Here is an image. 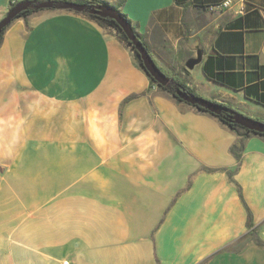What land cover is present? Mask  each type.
I'll list each match as a JSON object with an SVG mask.
<instances>
[{"label":"crops","instance_id":"0c3cea01","mask_svg":"<svg viewBox=\"0 0 264 264\" xmlns=\"http://www.w3.org/2000/svg\"><path fill=\"white\" fill-rule=\"evenodd\" d=\"M103 1L171 80L264 122V0ZM63 260L264 264V136L152 83L110 27L45 8L0 45V264Z\"/></svg>","mask_w":264,"mask_h":264},{"label":"water","instance_id":"95a60500","mask_svg":"<svg viewBox=\"0 0 264 264\" xmlns=\"http://www.w3.org/2000/svg\"><path fill=\"white\" fill-rule=\"evenodd\" d=\"M27 8L45 9L56 8L75 12H89L100 17H108L113 19L120 27L122 32L127 37L128 43L134 48L135 53L141 59V63L146 73L151 76L159 85L170 86L173 83L171 80L155 63L148 50L140 41L139 37L134 32L131 24L112 6L104 3L98 4H83L74 1H55V0H21L8 9L6 14L0 19V32L3 28L8 26L14 18ZM195 60H189L187 65L191 67ZM183 101L191 105H198L214 114H220L227 110L225 106L217 102H213L194 93H189L182 88L175 90ZM232 117L234 122L250 131L264 132V122L247 117L232 110Z\"/></svg>","mask_w":264,"mask_h":264},{"label":"trees","instance_id":"16d2710c","mask_svg":"<svg viewBox=\"0 0 264 264\" xmlns=\"http://www.w3.org/2000/svg\"><path fill=\"white\" fill-rule=\"evenodd\" d=\"M55 1H65V0H55ZM75 2L78 3H83V4H88V5H92V4H98V3H104V4H108L107 2L103 1V0H75ZM17 3V2H16ZM16 3H11L12 7L14 4ZM109 5V4H108ZM111 6V5H110ZM114 7V6H112ZM132 26V28L134 29V32L136 33V35L139 37L140 41L142 42V44L145 46V48L147 49V46L145 44V42L142 40L141 35L136 31L135 27L132 25L131 20L127 18V16L122 13L118 8L114 7ZM38 9L35 8H27L25 10H22L16 17H26L29 13L33 12V11H37ZM84 14H86L88 17L95 19L99 24H101L102 26L105 27H110L113 29L118 30L121 33V39L125 40L127 42V37L125 36V34L122 32V30L120 29V27L117 25V23L111 19V18H104V17H100L96 14H92L89 12H83ZM8 26H6L5 28L2 29V31L0 32V45L2 43V39H3V35H4V31L6 30ZM132 51H134V48L131 46ZM148 50V49H147ZM137 59H136V64L142 68L144 71L145 69L142 66L141 63V59L139 58V56L137 55ZM150 77V81L152 83H156L157 82L151 77ZM160 88L162 89H166L168 90L173 96L174 98H176L178 101H183L178 95L175 94V90L178 88H182L185 91L189 92V93H193L192 90L190 88H188L185 84L178 82V81H173V83L170 86H163V85H159L157 84ZM136 95H131L128 96L127 98L124 99V103L128 100H130L131 98L135 97ZM185 102V101H184ZM196 108L208 112L214 116H216L220 121H222L224 124H226L229 128H231L232 130L236 131L237 133H240L242 135H247L248 133H255V134H259V135H263L264 136V132H255V131H250L247 130L246 128L240 126L239 124H237L236 122H234L233 117H232V109L225 106L227 108V110L222 111L220 114H214L198 105H193ZM224 106V105H223ZM241 150V147H236V146H232L231 151L236 155L237 158H239V151ZM247 225H248V229H250V231H253V223H252V216L251 213L248 212V220H247ZM256 242L258 244H263L262 241H260L257 237L255 238Z\"/></svg>","mask_w":264,"mask_h":264},{"label":"rangeland","instance_id":"374dc122","mask_svg":"<svg viewBox=\"0 0 264 264\" xmlns=\"http://www.w3.org/2000/svg\"><path fill=\"white\" fill-rule=\"evenodd\" d=\"M110 29L113 30V31H115V35L118 38V40L121 42V44L123 46L127 47L130 50L131 55H132V58H133L134 62L136 63L137 62L136 61V59H137L136 53H135V51H132L131 45L128 43V40H127V42L125 40H122L121 39V33L118 30L113 29V28H110Z\"/></svg>","mask_w":264,"mask_h":264},{"label":"built area","instance_id":"2783aa9c","mask_svg":"<svg viewBox=\"0 0 264 264\" xmlns=\"http://www.w3.org/2000/svg\"><path fill=\"white\" fill-rule=\"evenodd\" d=\"M221 5H222L223 7H229V6L232 5V0H224V1L221 3ZM62 264H74V263L70 262L69 260H63V261H62Z\"/></svg>","mask_w":264,"mask_h":264}]
</instances>
